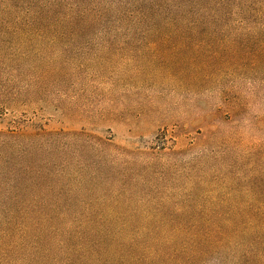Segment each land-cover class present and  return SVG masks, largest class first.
<instances>
[{
    "label": "trees",
    "instance_id": "16d2710c",
    "mask_svg": "<svg viewBox=\"0 0 264 264\" xmlns=\"http://www.w3.org/2000/svg\"><path fill=\"white\" fill-rule=\"evenodd\" d=\"M233 31L235 52L214 50L215 42L234 39L221 32ZM154 45H170L160 56L202 72L235 61L239 76L245 69L264 76V0H0V108L59 96L66 76H139ZM119 152L81 132H0V188L8 189L0 196L28 208L32 220L100 223L98 208L118 214L124 194L111 175L117 158L110 153ZM219 230L189 239H116L104 250L105 242L77 234L61 242L62 264H264V206H235V223ZM3 257L0 264H12Z\"/></svg>",
    "mask_w": 264,
    "mask_h": 264
},
{
    "label": "rangeland",
    "instance_id": "374dc122",
    "mask_svg": "<svg viewBox=\"0 0 264 264\" xmlns=\"http://www.w3.org/2000/svg\"><path fill=\"white\" fill-rule=\"evenodd\" d=\"M221 33L234 39L214 50L235 52V31ZM165 47L143 56L139 76H66L59 96L0 108V132H81L117 149L123 155L110 153L111 175L125 185L118 214L100 207V223L32 220L28 208L1 195L5 262L8 255L12 264H62L60 244L77 234L105 242L103 250L116 239L215 235L235 223V206H264V76L250 69L239 76L235 61L202 72L160 56Z\"/></svg>",
    "mask_w": 264,
    "mask_h": 264
}]
</instances>
